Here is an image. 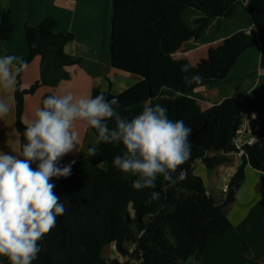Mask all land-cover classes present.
I'll use <instances>...</instances> for the list:
<instances>
[{
  "label": "trees",
  "instance_id": "trees-1",
  "mask_svg": "<svg viewBox=\"0 0 264 264\" xmlns=\"http://www.w3.org/2000/svg\"><path fill=\"white\" fill-rule=\"evenodd\" d=\"M3 1L0 0V42L7 41L14 29L10 12L2 8ZM113 1L112 66L141 80L117 95L94 91L92 96L103 93L108 99L118 97L117 111L128 119L139 114L146 103H160L168 109L169 119L183 120L192 129L191 155L175 175L182 170L186 178L166 193L162 191L166 184L162 178L156 189L136 191L131 187L135 177L112 165L113 158L122 153V145L100 142L94 156L88 152L86 158L75 162L70 177L59 178L54 191L67 211L57 217L56 227L38 241L41 252L33 264H118L104 261L102 253L108 245H113L122 257L130 258L124 264H185L191 258L199 261L209 240L230 229L224 208L235 202L245 183L247 165L262 175L260 194L264 208L263 122L259 126L250 124L252 135L259 141L246 147L247 156L231 178L223 202L210 195L202 178L193 173L198 161L209 168L214 166L211 154L233 152V139L243 124L238 98H226L204 110L193 93L229 78L243 56L255 49L261 52L260 68L264 72V0H248L252 34L233 35L196 65L176 54L187 42H200L212 21L231 19L240 0ZM189 9L201 15L195 20V27L185 19ZM57 28L53 18H46L37 27L25 28L28 55L24 60L29 66L40 57L42 73L40 81L30 89H22L20 81L16 87V129L21 136V150L25 142V98L42 86H55L70 79L65 69L78 63L67 52L74 35L57 34ZM184 64L193 66L187 74L181 72ZM196 74L203 77V83L187 86L183 76ZM162 85H170L179 95L164 99V93L158 92ZM48 95L52 94L43 99ZM90 130L97 137L96 131ZM61 164L64 165L63 160ZM152 191L162 192L158 202H148ZM127 243L134 246L132 251L125 247ZM0 264H9L7 257H0Z\"/></svg>",
  "mask_w": 264,
  "mask_h": 264
},
{
  "label": "clouds",
  "instance_id": "clouds-1",
  "mask_svg": "<svg viewBox=\"0 0 264 264\" xmlns=\"http://www.w3.org/2000/svg\"><path fill=\"white\" fill-rule=\"evenodd\" d=\"M27 67V61L15 55H0V89L14 90L18 75ZM192 67L184 64L181 72L187 74ZM183 80L187 86L203 83L199 74L184 75ZM158 92L164 93V99L179 95L170 85H162ZM119 103L118 97L108 99L103 93L79 98L72 93L48 95L25 128L22 150L17 154L0 150V257H7L9 264H33L41 252L38 241L67 211L52 181L72 174L75 160L66 165L61 160L77 150L78 121L96 131L97 143L122 145L112 165L135 177L134 190L156 189L162 178L166 193L186 178L182 170L175 174L191 155L192 129L183 120L169 119L168 109L160 103H146L131 119L117 111ZM9 110L0 99V118ZM96 151V147L88 149L93 156ZM161 196V191H152L148 202H158Z\"/></svg>",
  "mask_w": 264,
  "mask_h": 264
},
{
  "label": "crops",
  "instance_id": "crops-1",
  "mask_svg": "<svg viewBox=\"0 0 264 264\" xmlns=\"http://www.w3.org/2000/svg\"><path fill=\"white\" fill-rule=\"evenodd\" d=\"M2 8L10 12L14 29L7 41L0 42V55L12 54L24 60L28 55L25 28L37 27L46 18L57 21V34L74 35V42L67 47V52L78 60V63L65 69L70 79L62 80L55 86H42L33 95L25 98L23 122L26 126L35 118L36 111L42 107V99L46 94L72 93L79 98L92 96L94 91H101L117 95L140 82L138 76L117 70L111 63L113 0H4ZM219 21H212L205 32L212 24L218 25ZM238 30L241 31L242 28ZM191 43L196 42L194 40L187 42L176 57L188 58L189 53L193 54L196 49L198 50L189 48ZM252 51L245 54L242 59H246ZM256 62L258 67L255 74L250 72L244 73L246 76L238 75L233 82L227 78L215 86L196 89L193 96L200 104L205 101L206 104L210 103V106L217 105L229 97L238 98L242 109L256 112L264 123V95L260 101L254 103L246 101L264 78V72L260 68L261 52L256 56ZM41 65V58H35L17 77V85L20 81L22 89L28 90L40 81ZM256 74L260 76L259 80ZM253 79L257 80L255 84L240 95L230 91L231 93H226L218 99L222 94V88H228L234 83L243 85L241 83ZM15 91L16 88L8 91L0 89V99L10 108L7 116L0 118V150L12 154L21 151V136L16 129ZM204 94H207L209 100L203 98ZM75 130L79 134L80 143L76 151L62 158L64 165L72 160L76 162L86 158L89 148L99 147L97 137L85 122H76ZM209 157L215 159L214 166L209 168L203 161H198L193 165V173L202 178L210 195L223 202L226 198L223 190L229 186L231 178L242 164V159L235 152H219ZM245 175V183L235 202L224 208V213L231 223L230 229L224 235L209 240L199 261L188 260L185 264H264V208L261 206L260 194L262 175L250 165L245 167ZM52 182L57 185L59 179L53 178ZM113 247L108 245L112 252ZM125 247L129 249L133 248V245L127 243ZM104 261L124 264L130 262V258H104Z\"/></svg>",
  "mask_w": 264,
  "mask_h": 264
},
{
  "label": "rangeland",
  "instance_id": "rangeland-1",
  "mask_svg": "<svg viewBox=\"0 0 264 264\" xmlns=\"http://www.w3.org/2000/svg\"><path fill=\"white\" fill-rule=\"evenodd\" d=\"M114 3V1H113ZM247 4L248 0H240V2L237 5V10L235 15L231 19H220L219 24L216 25L215 23L211 25V27L204 33L203 40H200V42L191 43V46L189 48L196 49L193 54L189 53L188 60L191 61L192 64L196 65L203 59H205L208 56L209 51L212 49L213 51H217L222 47L225 40L229 39L233 35L244 32L248 34H252L253 27L251 26V21L249 14L247 12ZM201 15L199 12H196L194 10H187L185 13V19L191 24V26L195 27V20L199 18ZM242 28L241 31L238 29ZM210 36V37H209ZM226 37V38H225ZM212 40V42H206L208 40ZM211 43V44H210ZM194 44V45H193ZM205 45V46H203ZM187 48V49H189ZM3 53V50L1 51ZM260 50L255 49L253 50L246 59H241L239 63L236 65V67L233 69V71L230 74V77L228 79H231L233 82L236 79V76H246L248 73L256 71L255 69L258 67L256 62V56L259 54ZM186 56V55H185ZM186 56V57H187ZM181 57V56H179ZM183 57V56H182ZM247 73V74H244ZM232 76V77H231ZM258 80L260 79V76L256 74ZM257 80L253 79L252 81L243 82L241 84L243 85H237L233 84L229 86L228 88H222L221 95L218 97H223L226 93H231L230 91H233L234 94L240 95V93L247 90L249 87L255 84ZM264 95V78L262 79L261 85L256 89L254 93H252L249 97H247L246 101L249 103H254L256 101H260V98ZM203 98L206 100L208 98L207 94L203 95ZM211 99V98H210ZM213 100V99H212ZM211 104L203 101L201 104L202 108L204 110L210 108ZM132 247L129 248L130 251H132ZM103 253V259H113V258H120L124 259V257H121V255L116 251V249L113 247V252L108 249V246H106ZM3 259V258H2ZM189 260H194L193 258Z\"/></svg>",
  "mask_w": 264,
  "mask_h": 264
},
{
  "label": "built area",
  "instance_id": "built-area-1",
  "mask_svg": "<svg viewBox=\"0 0 264 264\" xmlns=\"http://www.w3.org/2000/svg\"><path fill=\"white\" fill-rule=\"evenodd\" d=\"M241 113L243 117V124L233 139V145L235 148L233 152H235L239 158L243 159L247 156L246 147L253 146L259 141L257 137L252 135L249 126L251 123L255 126H259L262 123V119L259 114L253 111H246L242 109ZM228 191L229 188L226 186L223 190V194L227 195Z\"/></svg>",
  "mask_w": 264,
  "mask_h": 264
}]
</instances>
